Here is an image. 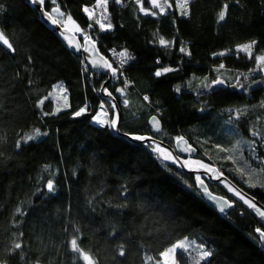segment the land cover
Wrapping results in <instances>:
<instances>
[{"label": "trees", "instance_id": "trees-1", "mask_svg": "<svg viewBox=\"0 0 264 264\" xmlns=\"http://www.w3.org/2000/svg\"><path fill=\"white\" fill-rule=\"evenodd\" d=\"M95 2L45 0L44 9L59 23L88 32L114 67L113 54L120 58L126 50L133 57L123 67L130 83L112 79L106 85L120 108V132L150 133L171 145L183 135L198 157L264 202V83H252L264 81L255 62L264 55V0H191L187 16L180 15L179 0H169L171 10L155 17L139 11L135 0H107L102 14L89 17L83 9L91 10ZM225 3V20L218 22ZM142 5L158 12L147 0ZM101 16L112 29H100ZM0 34L15 49L0 40V261L87 264L71 249L70 240L78 235L79 247L96 264H156L159 254L183 237L210 255L193 260L178 249V264H264L254 213L208 184L233 204L219 211L200 194L193 175L162 162L150 144L93 121L102 105L111 117L98 93L105 76L85 71L82 54L67 47L29 0H0ZM160 38L171 46H161ZM253 40V59L243 53L215 55ZM165 67L178 71L154 75ZM239 75L249 77L247 92L204 87L217 78L235 82ZM60 87L64 97L57 95ZM117 88H124L127 106ZM86 105L81 116L74 115ZM229 109L246 115L230 121ZM152 113L162 123L157 133L147 127ZM37 129L41 135L16 147ZM253 141L255 156L249 149ZM238 166L260 182L251 184ZM48 180L55 192H48ZM14 243L21 249L13 250Z\"/></svg>", "mask_w": 264, "mask_h": 264}, {"label": "water", "instance_id": "water-1", "mask_svg": "<svg viewBox=\"0 0 264 264\" xmlns=\"http://www.w3.org/2000/svg\"><path fill=\"white\" fill-rule=\"evenodd\" d=\"M29 3L37 11L39 18L48 27H50L51 29L57 32L59 37L65 42V44L70 50H72L76 54H82L84 61L89 69H91L93 72H100L105 76V79L103 80V82L101 83L98 89V93L103 99H105L108 102V98L105 94H103L102 88L106 87L107 83H109L112 79L105 74L104 70L102 69L94 70L92 67V63L93 61H95L97 64H99L102 61H107L111 63V61L100 52L95 40L90 36H87L88 39H85L84 33H81L71 28L65 23L53 24L51 22V19L49 18L48 15L49 12L44 9V4L35 3L34 0H29ZM56 12L57 11L53 9V13ZM115 102L117 103L116 98H115ZM109 110L111 111V117H110L111 119L113 116V112L111 108H109ZM117 111L120 113V119H121V112L119 105L117 107ZM152 117H155L156 120L159 121L157 125L154 126L151 125ZM147 127L151 133H157L161 130L162 123L159 117L157 116V114L152 113L148 116ZM112 130L115 133L122 135L131 141L143 145L150 144L162 162L173 165L178 171L182 173L193 175L198 180L197 189L200 192V194L210 204L215 206L219 211L224 212L228 208L229 204L231 206L233 204L230 203L225 196L212 192L209 189L208 184H216L217 186H219L222 190H224V192L230 198L239 202L246 210L255 214V218L259 223V227H256L254 229V232L258 237L261 245L264 246V217L260 215L261 212H264V202H262L260 199L255 197L248 190L240 186L236 181H234L227 174H225L216 164L208 160H205L201 157H198L197 148L185 136L183 135L177 136L176 138H174L173 145H171L150 133L120 132L119 124L116 128H112ZM135 135L144 136L146 137V139L137 140L134 138ZM178 137H183V139L178 140ZM158 148L161 151H158L157 150ZM165 156H169L171 158L165 159L164 158ZM236 192H239L240 195H236L235 194ZM249 199L251 200V204L255 205V208H253L247 202ZM257 229H259V231H257Z\"/></svg>", "mask_w": 264, "mask_h": 264}, {"label": "snow or ice", "instance_id": "snow-or-ice-1", "mask_svg": "<svg viewBox=\"0 0 264 264\" xmlns=\"http://www.w3.org/2000/svg\"><path fill=\"white\" fill-rule=\"evenodd\" d=\"M34 2L38 3V4H44L45 0H34ZM113 2L117 3V4H120L122 2V0H113ZM104 3L106 4L107 0H104ZM135 3L137 5H140L139 11L144 12L145 15H151V16H154V17L158 16V13H159V15H165L172 8V5L169 2V0H164L163 4L159 3L158 0H151L152 6L154 8H156V9H158V12L157 11H150L148 9H145L143 7V5H142V0H135ZM190 3H191V0H182L181 3H178L177 7L180 9V15L181 16H187V15L190 14L189 10H188V5ZM227 10H228V4L225 3V4H223L222 10L218 13V22L225 20V17H226V14H227ZM55 11H59V7H57L55 9ZM83 11L85 13H87L89 17L93 16V13L90 12L88 8H84ZM48 15H49V18L51 19V22L53 24H58L59 23V21L54 16H52V13H49ZM173 23H174V21H173ZM99 27H100V29H103V30H110V29L113 28V25L111 23H107V24L100 23ZM85 39H88V37L86 35H85ZM0 40H2V43L4 45H6L9 50L15 51V49L12 47V44H10L7 39H4L2 34H0ZM158 43L161 46L165 47V48L171 46V42H169V41H167V40H165L163 38H160L158 40ZM256 44H257V42L253 40V41L245 43V44L237 45L235 49H228V50H225L224 52L217 53L215 55L224 56V55L229 54V53H234L235 55L239 56L241 53H243V54L246 55V57L248 59H253V51L252 50L256 47ZM179 51L181 53H185L188 56L191 55L190 52H186V49L184 47H181L179 49ZM118 55L120 57V60L118 62V66L117 67H113L112 64L107 62V61H102L99 64H97L95 61H93L92 67H93L94 70L102 69V70L105 71V74L108 75L111 79L123 80L124 84L128 85L130 82L126 79V77L123 76V67L122 66L124 64H127L131 59H133V57H131L127 53L126 50L121 52V53H119ZM255 62H256L257 68L260 71H264V55H257L255 57ZM220 67L223 68V65H221ZM85 71H87V66L85 67ZM172 71H178V69H172V68L165 67V68H162L159 71H156L154 73V75L156 77H160V76H162V75H164V74H166L168 72H172ZM213 71H218V69H213ZM253 71H255V69H253ZM29 82L31 83V81H29ZM252 83L260 84V83H264V81L253 80ZM213 86L231 87L233 90H242L244 92H247L249 90V88L251 87V85H246V84L242 83L239 79H236L235 82H233L231 80V78H229L227 80L217 78V79H214V80L204 84L205 88H212ZM179 90H180L179 87H177L176 91L179 92ZM115 91L117 93L121 94L122 98H121L120 103L123 104L124 106H127L128 105V100L123 98L124 97V88H117V89H115ZM102 92L108 98V102H109L108 103V107L111 108V110L113 112V116H112L111 119H102L100 117H95V120H96V122L98 124L107 125L109 127L116 128L118 126V124H119L120 113L117 111L118 105L115 102V97H114L113 93L109 92L106 87L102 88ZM46 99H47V97H46ZM143 99L145 101H148L149 97L148 96H144ZM43 103H44V100H41L39 102L38 107L40 105H43ZM262 106H264V105H262ZM101 109H102V111H104V114L107 115V112L104 110V106H101ZM86 110H87V105L85 107L81 108L79 111L75 112L74 115L75 116H81ZM229 112H234V116H230V118H229L230 121H239V119L242 116L246 115V110L229 109ZM43 114L44 115H49L50 113H43ZM158 123H159V121L156 120L155 117H152L151 125L154 126V125H157ZM39 135H41V133L37 129L35 131L34 135L22 136L20 138V141H18L16 143V147L19 148L21 146V142L27 143L28 141L35 140ZM252 135L253 136H257V135H259V133L253 131ZM134 138L137 139V140H145L146 139V137L140 136V135H135ZM182 139H183V137H178V140H182ZM262 143H264V141H262ZM217 147L219 148V146H217ZM255 148H256L255 142L254 141L250 142L249 143V149H250L251 153L253 154V156H255ZM157 150L161 151L159 148ZM223 151H227V150H223ZM164 158L165 159H170L171 157L165 156ZM228 158L231 159L230 156ZM262 164H264V161H262ZM46 188H47L48 192H50V193L55 192V188H54V184H53L52 180H48L46 182ZM235 194L236 195H240L239 192H236ZM247 202L253 208H255V205L251 204V200L250 199ZM17 211H19V209ZM260 215L262 217H264V212H261ZM257 231H259V229H257ZM77 232H78V230H77ZM21 235H23V233H21ZM70 245H71V249L73 250V252H75L77 254L78 258H82L84 261L87 262V264H96V261L92 258V256H90L89 254L83 252V250L79 247V245H78V235H74L73 236V238L70 240ZM21 247H22L21 243H14L13 250L21 249ZM177 249L184 250L183 243L173 244V246L171 248H169L167 251L161 252L160 255L167 257L170 252L171 253H175ZM118 251H119V254L121 256H123L125 254L122 246L118 248ZM209 255H210V253H208V252H204L203 253V256H205V257H207ZM147 259L148 260H153V257L149 256V257H147ZM0 264H5V262L0 261ZM36 264H39V262L37 261ZM172 264H175V261H173Z\"/></svg>", "mask_w": 264, "mask_h": 264}, {"label": "rangeland", "instance_id": "rangeland-1", "mask_svg": "<svg viewBox=\"0 0 264 264\" xmlns=\"http://www.w3.org/2000/svg\"><path fill=\"white\" fill-rule=\"evenodd\" d=\"M148 2H149V4L151 5V7L152 8H154L153 6H152V4H151V0H147ZM142 2H143V0H142ZM158 2L159 3H161V4H163L164 3V0H158ZM182 2V0H179V3H181ZM104 8H105V3H104V0H96V2H95V5H94V7L90 10L89 9V11L90 12H92V13H94V15L96 16V14H102L103 13V10H104ZM156 9V8H155ZM158 10V9H157ZM100 19H97L99 22H105L104 20H105V17H103V16H101V17H99ZM104 19V20H103ZM69 25L70 26H72L73 27V23H69ZM249 42V41H248ZM248 42H245V43H248ZM245 43H242V44H245ZM241 45V44H240ZM249 77H247L246 75H239V76H237L236 77V79H239L242 83H245V79H248ZM235 79V80H236ZM57 95L59 96V97H64V93L62 92V89H61V87L60 88H58V90H57ZM103 106V105H102ZM104 110L107 112V115H105L104 114V111H102V109H101V106L98 108V110H97V112L95 113V115L93 116V121L95 122V123H97L96 122V120H95V117H100V118H102V119H110V116H109V111L107 110V108L104 106ZM239 167V166H238ZM239 169V171L240 172H245V170L244 169H242V168H238ZM245 174V173H244ZM245 178L251 183V184H253V183H256V182H258L259 180H258V177H257V175L254 173V172H252V171H248V172H246V174H245ZM260 182V181H259ZM178 243H183V245H184V250H182V251H184V252H186V253H188V254H190L189 256H192V258H193V260L195 259V260H198V259H203L205 256H203V253L204 252H206L205 251V249H204V247L202 246V245H200V244H198V243H195V240H191V239H189V238H187V237H183V238H181L180 240H178V241H176L175 243H173V244H178ZM173 244L172 245H170L168 248H166V249H164L162 252H164V251H167L169 248H171L172 246H173ZM178 250V249H177ZM176 250V251H177ZM173 261H175V264H178V261H177V258H176V252L175 253H169L168 254V256L167 257H165V256H161L160 254H159V257H158V259L156 260V264H172V262Z\"/></svg>", "mask_w": 264, "mask_h": 264}, {"label": "built area", "instance_id": "built-area-1", "mask_svg": "<svg viewBox=\"0 0 264 264\" xmlns=\"http://www.w3.org/2000/svg\"><path fill=\"white\" fill-rule=\"evenodd\" d=\"M86 36H88V32H86L85 34ZM112 60H113V63L116 64V66H118V62L120 60V58L116 57L114 54L112 55ZM126 64H124L122 67H125Z\"/></svg>", "mask_w": 264, "mask_h": 264}]
</instances>
